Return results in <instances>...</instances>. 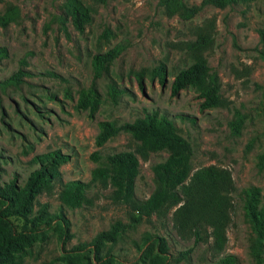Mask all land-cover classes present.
Segmentation results:
<instances>
[{"label": "rangeland", "instance_id": "obj_1", "mask_svg": "<svg viewBox=\"0 0 264 264\" xmlns=\"http://www.w3.org/2000/svg\"><path fill=\"white\" fill-rule=\"evenodd\" d=\"M68 1L0 0V185L12 181L21 186L38 167L32 158L50 151L65 159L58 165L62 182H87L91 169L102 163L90 157L93 151L134 146L123 132L96 146L99 122H131L156 112L191 143L192 169L214 164L229 171L235 191L223 244L217 248L211 236L199 243L180 238L171 226L170 210L163 219L152 216L129 224L115 241L100 244L101 262L89 253L88 264H108V259L109 264H149L155 252L151 236L164 239L171 264H212L224 255H233L234 264H254V233L243 203L251 189L253 206L264 208V0L204 5L189 19L168 15L162 0H79L89 8L81 29L72 23ZM179 1L192 6L201 0ZM206 25L211 44L202 57L218 76L223 105L202 108L194 88L173 95L169 85L193 61L186 42ZM109 50L114 55L95 71L93 56ZM81 91L96 99L94 110L77 105ZM231 121L237 123L235 130ZM166 157L165 151L150 153L147 160L138 157L137 198L154 189L150 166ZM57 190L38 195L33 210L44 205L64 218L69 238L62 242L49 230L42 241L13 257L18 264H62L64 250L88 244L116 221L127 222L129 210L110 201L109 189L90 188L89 202L76 208L62 205ZM187 250L184 259L173 261Z\"/></svg>", "mask_w": 264, "mask_h": 264}, {"label": "trees", "instance_id": "obj_2", "mask_svg": "<svg viewBox=\"0 0 264 264\" xmlns=\"http://www.w3.org/2000/svg\"><path fill=\"white\" fill-rule=\"evenodd\" d=\"M102 4L105 0H91ZM237 1L247 0H201L199 4L186 6L179 0H162L168 15L178 14L183 19L193 17L204 5L223 7ZM72 23L81 29L88 19L89 8L79 0L67 2ZM3 24V16L0 17ZM211 44V27L198 28L195 38L186 42V49L192 54L193 61L178 70L169 85L170 93L175 95L182 88L192 87L202 101L200 106L218 107L223 105L220 96V82L214 72H210L202 53ZM0 48V54L2 53ZM114 55L113 50L93 56L95 71L101 70L103 62ZM160 81H163V67L157 69ZM140 83V77L137 78ZM109 93L115 97L112 86ZM96 99L84 91L80 92L77 105L94 110ZM236 121L230 127L235 130ZM127 133L134 146L130 150L110 153L93 151L90 157L102 163L90 171L87 182L69 180L62 182L58 165L65 159L58 151L35 155L32 161L38 167L30 171L21 186L11 182L0 185V264H18L13 257L36 241H42L49 230H55L59 239L65 242L67 221L60 215L49 213L44 205L37 203L36 197L42 193L49 194L58 187L57 197L68 208L80 207L88 203L87 191L90 188L109 189L111 202L122 204L129 210L127 222L116 221L106 230L98 232L88 244H77L59 257L62 264H88V254L99 263L104 258L100 244L113 242L129 225L140 219L148 220L152 216L163 219L171 210V226L180 238H191L194 243L205 241L209 236L213 244L220 248L224 241V229L229 220L232 207L231 195L235 191L233 180L226 168L209 164L195 169L191 167L192 146L181 136L174 123L156 112L145 113L131 122L101 121L95 136V144L102 147L104 143L118 133ZM165 151L167 157L153 163L150 168L154 189L144 198L134 195V178L138 172V157L147 160L150 153ZM253 191H246L243 209L254 233L250 242V253L254 264L264 263V208L253 206ZM208 229V230H207ZM208 231V232H207ZM155 241V252L149 264H171L166 242L162 237L151 236ZM173 257L178 262L186 257L187 251H181ZM107 256V255H106ZM111 259L107 260L109 264ZM233 255H224L212 264H234Z\"/></svg>", "mask_w": 264, "mask_h": 264}]
</instances>
